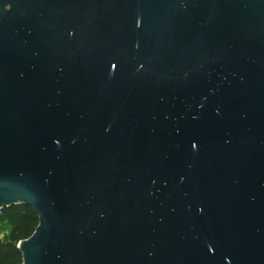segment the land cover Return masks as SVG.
Listing matches in <instances>:
<instances>
[{
    "label": "water",
    "instance_id": "1",
    "mask_svg": "<svg viewBox=\"0 0 264 264\" xmlns=\"http://www.w3.org/2000/svg\"><path fill=\"white\" fill-rule=\"evenodd\" d=\"M21 264H264V0H0V209Z\"/></svg>",
    "mask_w": 264,
    "mask_h": 264
},
{
    "label": "trees",
    "instance_id": "2",
    "mask_svg": "<svg viewBox=\"0 0 264 264\" xmlns=\"http://www.w3.org/2000/svg\"><path fill=\"white\" fill-rule=\"evenodd\" d=\"M3 217L11 227L10 235L0 239V264H21L22 253L16 244L32 234L38 223L37 214L27 205H11L3 209Z\"/></svg>",
    "mask_w": 264,
    "mask_h": 264
},
{
    "label": "rangeland",
    "instance_id": "3",
    "mask_svg": "<svg viewBox=\"0 0 264 264\" xmlns=\"http://www.w3.org/2000/svg\"><path fill=\"white\" fill-rule=\"evenodd\" d=\"M10 230L11 227L7 222L0 224V239L8 237L10 235Z\"/></svg>",
    "mask_w": 264,
    "mask_h": 264
},
{
    "label": "built area",
    "instance_id": "4",
    "mask_svg": "<svg viewBox=\"0 0 264 264\" xmlns=\"http://www.w3.org/2000/svg\"><path fill=\"white\" fill-rule=\"evenodd\" d=\"M3 220V221H2ZM7 222L3 217V210L0 209V224Z\"/></svg>",
    "mask_w": 264,
    "mask_h": 264
}]
</instances>
